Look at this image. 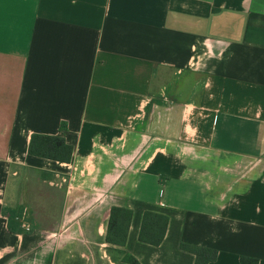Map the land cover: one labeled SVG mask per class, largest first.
Listing matches in <instances>:
<instances>
[{
	"label": "crops",
	"instance_id": "1",
	"mask_svg": "<svg viewBox=\"0 0 264 264\" xmlns=\"http://www.w3.org/2000/svg\"><path fill=\"white\" fill-rule=\"evenodd\" d=\"M182 244L264 264V0H0V264H196Z\"/></svg>",
	"mask_w": 264,
	"mask_h": 264
},
{
	"label": "trees",
	"instance_id": "2",
	"mask_svg": "<svg viewBox=\"0 0 264 264\" xmlns=\"http://www.w3.org/2000/svg\"><path fill=\"white\" fill-rule=\"evenodd\" d=\"M30 153L39 158L69 163L73 149L61 137L34 135L30 145ZM132 216L133 212L129 209L113 207L107 231V242L109 244L126 245ZM168 223V217L146 212L140 232V241L155 247L160 246L165 239ZM181 248L196 256V264H210L218 258V252L215 250L187 244H182ZM126 261L138 264L133 258H128ZM241 263L259 264V260L243 257Z\"/></svg>",
	"mask_w": 264,
	"mask_h": 264
},
{
	"label": "built area",
	"instance_id": "3",
	"mask_svg": "<svg viewBox=\"0 0 264 264\" xmlns=\"http://www.w3.org/2000/svg\"><path fill=\"white\" fill-rule=\"evenodd\" d=\"M23 227H24L25 230H29L30 229L29 226L26 225V224Z\"/></svg>",
	"mask_w": 264,
	"mask_h": 264
}]
</instances>
